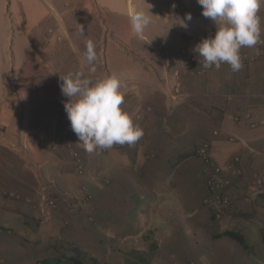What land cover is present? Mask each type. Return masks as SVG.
Here are the masks:
<instances>
[{
  "label": "crops",
  "instance_id": "crops-1",
  "mask_svg": "<svg viewBox=\"0 0 264 264\" xmlns=\"http://www.w3.org/2000/svg\"><path fill=\"white\" fill-rule=\"evenodd\" d=\"M68 1L73 4L71 0ZM74 1L78 5V8L73 6L76 14L62 9L60 1L55 2V6L59 7V10L54 9L57 19L54 23L55 34L64 36V41L58 44L51 39L52 36L46 35L47 9L40 29L35 28L32 41H27L30 53L36 54L26 62L29 64L25 67L29 73L27 87L19 93L18 80L14 75L15 79L12 77L10 83L16 88L5 90L3 99L10 97L12 104L8 106L7 116L0 117V209L9 218L16 219L13 212L24 217L27 214L22 210L26 209V205L6 196V191L35 196L34 189L38 185L48 188L56 185L64 190L67 186L64 175L70 174L69 171L76 173L71 164L65 169L64 163H69V159L50 148L58 127H71L64 109V101L68 98L61 94L60 89L61 76L82 71L85 77L95 80L120 74L125 85L122 90L126 92L122 108L130 114L134 125L144 130V136L133 145L117 144L104 151L96 150L101 155L97 160L106 163L112 170V177L104 191L112 194L125 192L126 195L134 193L138 200L144 201L143 195L152 192L157 179L162 175L168 176L167 188L171 195H175L177 202L170 203L171 207L162 210L159 205L162 202L154 201L155 218L152 217L150 223L161 224L158 230L164 238L161 248L165 255L168 247L173 245L174 251L167 259H177L168 264L174 261L184 264L189 260L199 262L205 256L209 258L208 264H264V196L250 193L253 196L250 204L239 196L254 173L264 180V43L240 50V55L245 57L239 72H232L225 63L218 69L214 66L207 73L198 75L179 54L186 45L184 41L196 46L216 30L215 22L202 15V6L197 0H120L125 10L117 7L115 0L102 4L93 0L97 15L91 13L87 2ZM175 2L183 3L184 10L175 11ZM133 9L149 11L151 17V23L139 37L132 31L129 20V13ZM187 14H191V20L186 19ZM258 15L264 29V4ZM261 38L264 39V31ZM88 39L95 42L99 58L95 73H91L83 61ZM159 45L169 52L171 64H167V57ZM11 53L9 61L13 70L15 57ZM31 67L35 72L27 70ZM174 72H177V76ZM24 98H28L26 105H18L17 102ZM19 106L20 116L17 112ZM195 127L202 128L197 133L201 136H208L211 127L216 128L219 134L234 136L225 140L209 135L214 161L222 164L232 154L241 157L245 180L239 182L237 190H230L236 203L221 219L223 226L219 224L220 221L211 218L202 204L206 195L207 171L199 157L190 154L193 147L188 139V131L181 142L183 145H178L177 129L192 130ZM79 148L87 161L89 152L82 144ZM178 152L180 156L174 159ZM45 157L56 162L50 164L46 160L42 163ZM128 170L137 171L143 177L135 176L137 181L134 177L130 182L124 176ZM92 171L97 170L94 168ZM33 183L37 184L36 188L32 186L34 194H27ZM128 196L127 201L114 207L113 212L110 210L112 204L108 202L103 217L100 214L97 216L92 209L90 212L105 228V236L111 234L113 238L119 237L123 241L130 237V243L135 248L136 242L141 243L145 239L138 232L124 239L121 232L134 227L130 220H122L126 208L137 206ZM98 202L99 195L92 201L93 207H98ZM84 221H79L82 229L86 231L87 225L94 237L91 239L99 241L100 233L103 234L100 228ZM164 223H169L171 227H162ZM109 224H112L111 229L107 228ZM0 227V253H10L18 259L22 251L20 247L27 245L13 237L12 231ZM223 229L242 232L246 248L227 235L216 236ZM4 234L10 236L9 241L5 242L1 237ZM109 242L112 247L111 240ZM251 243L256 245V253L249 248ZM130 249L127 252L134 250ZM121 251L124 252L123 249ZM104 253L113 254L110 248ZM94 256L99 257L98 253ZM38 260L37 254L29 258V263L37 264Z\"/></svg>",
  "mask_w": 264,
  "mask_h": 264
},
{
  "label": "rangeland",
  "instance_id": "rangeland-1",
  "mask_svg": "<svg viewBox=\"0 0 264 264\" xmlns=\"http://www.w3.org/2000/svg\"><path fill=\"white\" fill-rule=\"evenodd\" d=\"M97 1L101 4L107 3V0ZM115 1L118 5L117 7L125 10V7L121 5L120 0ZM71 2L75 8H78V5L76 4L77 1L71 0ZM79 2H87L88 5L86 6L91 10V13L97 15L98 10L95 8L96 5H93V0H79ZM47 3H50V0H0V117L7 116L6 111L8 110V106L9 104H12L9 101L10 97L3 99L5 90L7 91L10 88L14 90L16 88V85L10 83L12 77L15 75L18 80L19 93H22V90L27 87L26 84L27 81L29 82V73L25 71V67L29 64L26 62L30 58H33V55H36L35 53H30L31 50L27 47V41H32V37H34L32 35L36 33L35 28L40 29L47 11ZM182 9L184 10L183 3ZM104 12L105 10H103V13ZM51 39L54 40L55 37L52 36ZM197 39L198 38L195 39L196 42ZM183 43H186L184 46L187 50H191L195 47L191 42L184 41ZM11 50L13 52V56L15 57L13 70L9 61L11 58ZM106 57H109L108 49L106 51ZM27 70L35 72L32 67L27 68ZM11 73L14 74L12 75ZM29 92H31V85H29ZM20 96L23 97L22 94H20ZM27 100L28 98H24L23 101L25 102L21 100L20 102H17V104L20 106L21 104L26 105ZM20 106L19 111L17 110L19 116L21 115ZM201 129V127H195L192 130H189L188 128H183L181 130L177 129L178 145L181 147V142H183V139L186 138V133L188 131V139L190 143H192L190 145L193 147L190 154L197 156L198 147L205 141H210V148L212 151V142L209 135L225 139L221 135L213 133V131H218L216 128H209L210 134L208 136H201L197 134ZM174 131L175 129H173L172 132ZM225 134L227 137H234L228 133ZM60 154L69 159L68 152L62 151ZM99 156H101L100 153L95 150L88 153V160L86 161V156L82 153L84 160L82 173L78 174L69 171L71 172L70 174L64 175L65 180L67 181V186L64 190L60 188L58 189L56 185H51L48 188L44 185H38L37 187V184L34 185L33 183L29 187L31 192L28 190L27 194H31L32 192L34 194L35 191V196L24 195L18 191H6V196H10L26 205V209L22 211L27 215L20 217L16 212H13L16 219H12L7 217L8 215L3 209H0V226L9 232L12 231L13 237L17 239L19 238V240L27 246L20 247L22 251L21 254L19 253L18 259L13 254L7 253L9 256L8 258L6 253H0V264H28L30 262L29 258L37 254L41 259L64 253L72 255L76 253V255L89 258L94 257L96 259L94 264H168L170 261L174 260L175 257L171 258V260L167 259V256L170 257V254L174 251V248L172 247L173 245L168 247V253L166 255L163 253L161 248L163 246L162 241L164 239L162 232L158 230L161 224L150 225L153 221L152 217L155 215L156 204H154V201L162 202L159 204L162 207V210L168 208L169 206L171 207V204H175L177 202L175 195H171L167 188L170 178L165 175H162L163 177H159L153 185L154 188L152 192L145 193L143 195L145 199L144 201L138 200L134 193H128L131 197L130 199L137 206L133 208L130 206L125 210L126 213L122 220H130L131 223L134 224V227L128 229L127 231H121L122 238L125 239L127 236L138 232L140 236L145 239L141 243L136 242L138 244L135 245L134 248V245L130 243V237L123 241V239L119 237L113 238L111 234L110 236H105V228H103V226L96 221V217L93 214L95 212L97 216L100 214L99 216L103 217L102 215L106 212L107 205L109 206V203L112 204L110 206V210L113 212L114 207L121 206L125 201H127V197H129L125 192L112 194L111 192L107 193L104 191V189L108 186L107 182L110 181V178L112 177L110 174L112 170L106 163L104 164L103 162L101 163L97 160ZM177 156H180L179 152L176 153L173 158L175 159ZM92 158H95L96 160ZM46 160H48L50 164H54V162H56V160H52L50 157H45L41 160V162L43 163ZM62 164L63 163L61 162V165ZM64 164L65 169L66 166L70 164L72 165L70 161L69 163L67 162ZM93 166L97 170L96 172L92 171L94 169ZM105 171H107L110 175ZM126 172L127 173L124 176H126L127 180L130 182L135 176L143 177L141 173L138 175L137 171L128 170ZM135 180L137 181L136 177ZM33 185L34 188L37 187L36 190L32 187ZM121 188L122 186H120V189ZM101 191L104 192L101 193ZM87 194L90 195V198L84 201L85 203H82L83 199L87 197ZM98 195V207H93L94 205L92 201L94 199L96 200ZM43 197L44 199L49 197L54 203L49 208L43 207L45 212H41L40 206L43 203ZM112 197L114 200H112ZM91 209L93 213L90 212ZM82 219L85 220L84 223L88 224V222H90L93 227L100 228L103 234L100 233L101 239L99 241L91 239V231H89L87 225L86 231L82 229L79 224V221ZM99 219L100 218H98V220ZM219 224L223 226L224 223L222 224V221L220 220ZM168 225L170 224L164 223L162 227H168ZM228 227L230 228V226ZM107 228L111 229L112 224H109ZM155 231L156 233L153 234ZM238 232L242 233L240 231ZM1 237L5 240V242L10 240L9 235L4 234V236ZM110 240L114 249L109 246ZM150 243L154 245V248L151 250L149 249ZM141 246H143L142 249L140 248ZM54 247H59V249H55ZM130 247L131 249H134V253L127 252ZM108 248L112 251V255H105L104 251H106V249L108 250ZM249 248L254 249L256 253V245L254 243H251ZM121 249H123L124 252H122ZM97 253L99 257L94 256ZM181 256H183V254ZM208 259V256H205L199 262L200 264H208ZM186 262L187 261H185L184 264H187ZM173 264H183V262L177 261L175 263L174 261Z\"/></svg>",
  "mask_w": 264,
  "mask_h": 264
},
{
  "label": "clouds",
  "instance_id": "clouds-1",
  "mask_svg": "<svg viewBox=\"0 0 264 264\" xmlns=\"http://www.w3.org/2000/svg\"><path fill=\"white\" fill-rule=\"evenodd\" d=\"M197 3L202 6V15L216 25L214 34L203 38L193 49L202 58L199 65L218 69L226 63L232 72H239L243 68L240 50L264 43L258 15L264 0H197ZM191 18L187 14L186 19ZM129 20L138 37L151 23L149 11L143 9L131 10ZM98 60L96 44L88 39L83 61L91 73H95ZM61 80V94L68 98L64 109L71 129L87 152L110 149L117 144L133 145L144 136V130L134 125L130 114L122 108L126 92L122 90L125 85L120 74L92 80L80 71L61 76ZM191 263L200 264L187 262Z\"/></svg>",
  "mask_w": 264,
  "mask_h": 264
},
{
  "label": "built area",
  "instance_id": "built-area-1",
  "mask_svg": "<svg viewBox=\"0 0 264 264\" xmlns=\"http://www.w3.org/2000/svg\"><path fill=\"white\" fill-rule=\"evenodd\" d=\"M56 1H60L62 9L68 10V12L72 14H76V9L68 0H50V3H47L48 15L46 16L45 21L48 22V25L45 28L46 35L54 36L55 41L60 44L64 41V36L61 34H55L56 26L54 23L57 19L54 16V9L56 8V10H59V7L55 6ZM173 9L175 11L183 10L182 5L177 2L173 4ZM159 48L167 57V64H171V56L169 52L161 45H159ZM193 49L187 50L185 47H183L180 49L179 54L193 67L192 71L195 74L202 75L207 73L214 66L208 69H204L202 66H200L199 61H201L202 58L196 55ZM244 57L245 55L241 56L242 60ZM174 74L177 76V72H174ZM175 92H178V89H175ZM213 133L216 135H221L227 139H232L229 136L227 137V135L219 134L218 131H213ZM81 144L82 143H79L78 137L72 131L71 127L60 126L58 127L55 138L50 144V148L52 151L60 153H62V151L68 152L69 161L72 163L73 170L80 174L82 173L84 164L82 153L79 148ZM101 150L104 151V149ZM262 152L264 153V148L262 149ZM197 156L207 171L205 178L206 195L202 199V204L209 211L211 218L220 221L236 203V199L231 195L230 190H237V187L239 188V182L241 180H245L241 157L240 155L235 154L222 164L214 161L212 158L210 141H205L198 147ZM243 187V190L246 188V191H240L241 195L239 194V196L242 200L249 204L253 201V196H250V193H258L259 195L264 196V180L255 173L249 178L248 184L244 185ZM89 198L90 195L87 194V197L83 199V202ZM53 204V200H51L49 197L45 199L43 197V203L40 205L41 212H45L44 208H49Z\"/></svg>",
  "mask_w": 264,
  "mask_h": 264
},
{
  "label": "trees",
  "instance_id": "trees-1",
  "mask_svg": "<svg viewBox=\"0 0 264 264\" xmlns=\"http://www.w3.org/2000/svg\"><path fill=\"white\" fill-rule=\"evenodd\" d=\"M227 235L237 241L239 244L246 248V244L243 240L241 233L234 229H223L216 236ZM149 249L154 248L153 244H149ZM55 249H59V247H54ZM131 253L133 250L130 251ZM134 253V252H133ZM82 257L76 255V253L72 254H57L51 257H45L38 260L37 264H94L96 259L94 257ZM88 259V260H87Z\"/></svg>",
  "mask_w": 264,
  "mask_h": 264
},
{
  "label": "water",
  "instance_id": "water-1",
  "mask_svg": "<svg viewBox=\"0 0 264 264\" xmlns=\"http://www.w3.org/2000/svg\"><path fill=\"white\" fill-rule=\"evenodd\" d=\"M11 52H12V50H11ZM12 54V53H11Z\"/></svg>",
  "mask_w": 264,
  "mask_h": 264
}]
</instances>
